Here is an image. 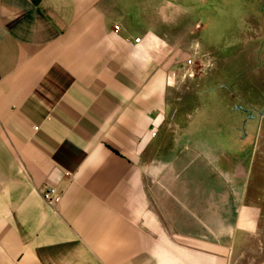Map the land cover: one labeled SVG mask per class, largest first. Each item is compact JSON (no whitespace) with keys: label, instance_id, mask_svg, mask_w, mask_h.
Wrapping results in <instances>:
<instances>
[{"label":"crops","instance_id":"0c3cea01","mask_svg":"<svg viewBox=\"0 0 264 264\" xmlns=\"http://www.w3.org/2000/svg\"><path fill=\"white\" fill-rule=\"evenodd\" d=\"M197 1L0 0V264H238L230 152L159 138L184 126Z\"/></svg>","mask_w":264,"mask_h":264},{"label":"rangeland","instance_id":"374dc122","mask_svg":"<svg viewBox=\"0 0 264 264\" xmlns=\"http://www.w3.org/2000/svg\"><path fill=\"white\" fill-rule=\"evenodd\" d=\"M187 4L194 5L190 23L195 31L190 37L202 47L192 53L182 51L171 71L179 78L172 86L184 104L183 129L161 133L159 138L164 137L171 146L175 141H199L195 148L204 155V141L217 143L220 153L224 149L231 153L223 152V166L236 176L232 181L227 174L229 182L219 179L217 201L226 206L225 184L234 187V228L243 215L242 207H254L253 215L248 213L254 225L244 230L238 264H264V0ZM189 58L195 60V76L183 78ZM181 196L184 202L208 201L205 193ZM227 211L220 209V219Z\"/></svg>","mask_w":264,"mask_h":264},{"label":"built area","instance_id":"2783aa9c","mask_svg":"<svg viewBox=\"0 0 264 264\" xmlns=\"http://www.w3.org/2000/svg\"><path fill=\"white\" fill-rule=\"evenodd\" d=\"M114 30L117 32L119 30V26L115 25ZM141 38H136L135 42L140 43ZM186 66H187V72L183 74V78L187 77H194L195 76V70H193V67L195 66V60L193 58H189L186 61ZM171 78L176 77V73L172 72L170 73ZM43 197L46 200L47 203L49 204H56L60 201L61 199V194L57 192L56 188L54 187H47L43 191Z\"/></svg>","mask_w":264,"mask_h":264}]
</instances>
